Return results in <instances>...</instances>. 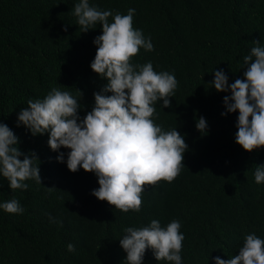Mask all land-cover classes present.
Wrapping results in <instances>:
<instances>
[{"label": "trees", "instance_id": "trees-1", "mask_svg": "<svg viewBox=\"0 0 264 264\" xmlns=\"http://www.w3.org/2000/svg\"><path fill=\"white\" fill-rule=\"evenodd\" d=\"M78 2L0 0V122L18 137L21 152L36 154L42 178V184L25 181L27 190H11L0 177V203L16 199L25 209H0V264H127L119 245L123 229L153 219L162 226L180 221L182 264L230 258L249 233L264 239V183L254 179L264 147L248 152L235 143L238 112L221 116L222 98L230 92H217L209 83L214 69H223L229 83L243 78V57L254 40L264 46V0H89L113 14L135 9L133 27L150 38L154 50L141 48L131 62L150 61L156 72L178 81L172 107L157 102L153 120L164 131L176 128L184 135L185 167L171 183L145 186L139 212L98 200L91 195L99 186L93 173L69 171L48 147L47 133L33 136L17 126L27 101L42 99L54 87L76 98L82 92L83 117L94 104L93 93L106 83L90 68L101 28L80 32L72 14ZM200 116L207 120L206 134L195 128ZM60 151L66 160L68 149ZM69 243L74 252L67 250ZM143 264L171 262L156 261L149 249Z\"/></svg>", "mask_w": 264, "mask_h": 264}, {"label": "clouds", "instance_id": "clouds-1", "mask_svg": "<svg viewBox=\"0 0 264 264\" xmlns=\"http://www.w3.org/2000/svg\"><path fill=\"white\" fill-rule=\"evenodd\" d=\"M134 13L135 9L129 8L126 15L113 14L90 5L89 0H79L72 14L80 32L97 25L101 28V34L93 39L96 52L90 68L106 83L93 93L94 104L83 117L78 111L82 92L77 89L76 98L55 87L42 99L28 100L27 107L17 114V126L23 125L33 136L47 133L48 147L58 153L56 160L66 163L71 172L83 169L93 173L99 186L91 195L122 212L141 210L145 186L174 181L185 167L188 150L184 135L176 128L164 131L154 123V105L162 101V108L172 107L169 98L174 96L178 81L167 71L156 72L150 61L131 62L141 48L154 50L150 38L133 27ZM254 44L243 57V78L229 83L223 69H214L209 82L217 92H230L222 98L225 111L221 116L238 112L235 143L248 152L264 147V46L259 40ZM195 128L206 134L207 120L200 116ZM17 145L18 137L0 122V177L8 181L11 190H27V180L42 184L39 163H34L38 157L34 152H21ZM61 148L68 149L66 160ZM254 179L257 184L264 183V164L256 167ZM0 209L10 214L25 211L16 199L0 203ZM180 228L176 219L166 226L153 219L146 226L124 228L125 234L119 238L126 253L124 260L143 264L150 249L156 261L182 264L185 237ZM67 250L74 252L75 246L69 243ZM212 260L214 264H264V239L246 234L238 254Z\"/></svg>", "mask_w": 264, "mask_h": 264}]
</instances>
